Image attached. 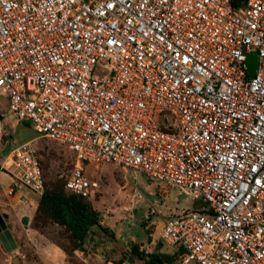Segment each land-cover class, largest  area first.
I'll return each instance as SVG.
<instances>
[{
    "label": "built area",
    "instance_id": "obj_1",
    "mask_svg": "<svg viewBox=\"0 0 264 264\" xmlns=\"http://www.w3.org/2000/svg\"><path fill=\"white\" fill-rule=\"evenodd\" d=\"M0 82L72 152L66 192L91 196L85 163L131 169L201 202L161 221L177 264H264V0H0ZM9 157L41 194L35 146Z\"/></svg>",
    "mask_w": 264,
    "mask_h": 264
},
{
    "label": "rangeland",
    "instance_id": "obj_2",
    "mask_svg": "<svg viewBox=\"0 0 264 264\" xmlns=\"http://www.w3.org/2000/svg\"><path fill=\"white\" fill-rule=\"evenodd\" d=\"M5 105V97L0 96V214H5L4 223L16 246L5 251L0 243V264H105L108 260L113 264H144L147 259L132 253V245L145 254L149 242L152 253L166 261L170 254L158 237L162 219L196 207L200 200L189 201L175 187L131 169L85 163L82 168L96 186L82 201L96 214L97 223L79 229L76 235L67 215L66 223H61L37 211L40 195L12 186L7 170L11 148L29 141L38 150L43 189L60 191L75 165L72 152L43 137L26 120L10 116ZM21 218H26L25 225ZM171 264H177L176 259Z\"/></svg>",
    "mask_w": 264,
    "mask_h": 264
},
{
    "label": "trees",
    "instance_id": "obj_3",
    "mask_svg": "<svg viewBox=\"0 0 264 264\" xmlns=\"http://www.w3.org/2000/svg\"><path fill=\"white\" fill-rule=\"evenodd\" d=\"M63 189V184L60 191H46L43 189L39 194L37 211L43 212L48 218L66 223V215L69 217V223L72 226L74 234L79 233V229L90 227L97 223L96 214L88 211L87 206L82 201V197L68 193ZM132 253L139 258L147 257L144 264H171L173 256L166 255V261H162L157 254H146L137 251L136 246L132 245Z\"/></svg>",
    "mask_w": 264,
    "mask_h": 264
},
{
    "label": "water",
    "instance_id": "obj_4",
    "mask_svg": "<svg viewBox=\"0 0 264 264\" xmlns=\"http://www.w3.org/2000/svg\"><path fill=\"white\" fill-rule=\"evenodd\" d=\"M233 1L238 2L240 0H233ZM255 65H256L255 53L251 52L246 59V72L249 77L252 76ZM4 217L5 214H0V243L5 251H10L11 249L15 248L16 244L9 230L6 228L3 219ZM21 223L25 225L26 218H21Z\"/></svg>",
    "mask_w": 264,
    "mask_h": 264
},
{
    "label": "crops",
    "instance_id": "obj_5",
    "mask_svg": "<svg viewBox=\"0 0 264 264\" xmlns=\"http://www.w3.org/2000/svg\"><path fill=\"white\" fill-rule=\"evenodd\" d=\"M160 242V241H159ZM132 243H135V242H132ZM161 243V242H160ZM152 248H153V244L152 242H149L148 245H147V250H146V255L148 256L149 254H153L152 253ZM163 248L165 249V251H167L170 255L173 256L174 259H176V254H177V251L175 250V248H172V247H167V246H164L163 245ZM129 255V254H128ZM100 256H103V255H100ZM147 259V257H145ZM120 261V260H119ZM126 262V261H125ZM105 264H113L111 262V260H108V261H105Z\"/></svg>",
    "mask_w": 264,
    "mask_h": 264
},
{
    "label": "snow or ice",
    "instance_id": "obj_6",
    "mask_svg": "<svg viewBox=\"0 0 264 264\" xmlns=\"http://www.w3.org/2000/svg\"><path fill=\"white\" fill-rule=\"evenodd\" d=\"M177 55H179V53H177ZM185 63H187V57H185ZM2 83V82H0ZM257 183H260L259 181H257Z\"/></svg>",
    "mask_w": 264,
    "mask_h": 264
}]
</instances>
